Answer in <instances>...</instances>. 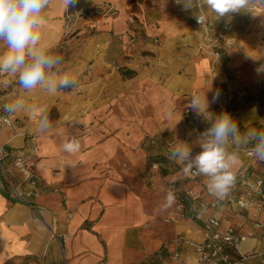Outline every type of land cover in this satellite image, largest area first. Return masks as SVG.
Instances as JSON below:
<instances>
[{"label":"crops","instance_id":"crops-1","mask_svg":"<svg viewBox=\"0 0 264 264\" xmlns=\"http://www.w3.org/2000/svg\"><path fill=\"white\" fill-rule=\"evenodd\" d=\"M198 1L192 0L191 8L177 0L90 1L102 8L113 3L117 13L96 24L82 20L81 26L86 27L80 32L85 35L75 64L83 81L98 84L91 90L84 88L87 96H96L95 104H88L86 115L80 118L84 128H89L87 133L78 138L65 135L52 141L43 136L36 140L14 131L12 122L0 127V146L10 153L7 177L0 171V264H157L158 259L151 255L157 250H161L164 264H181L171 257L175 251L186 255L192 264H199L188 243L203 237L199 222L189 215H175V201L168 207L163 197L154 198L151 193L160 185L144 186L143 192L151 194L144 196L140 181L133 180L132 184L122 172L107 166L110 155L120 149L122 123L115 107L110 109L103 103L106 94L111 99L120 95L124 78L132 86L136 102L133 111L150 114L144 127L161 136L165 157L169 159V144L175 149L186 146L191 154H198L202 151L200 133L221 113L231 111L241 134L230 136L224 145L228 153L238 155L233 170H247L253 178H264V160L246 153L257 140L249 138L241 143V136L250 130L264 132V97L257 86L264 78V72H257L264 66V2L256 0V8L218 17L204 0ZM65 10L61 0H52L41 13L45 23L36 29L41 42L51 43L53 48L64 42ZM200 12L211 22L207 28L195 22ZM219 27L224 28L232 44H221V56L215 58L210 52L200 51L198 44L205 37L211 38ZM0 52H7L3 42ZM121 69L132 70L133 75L123 77ZM225 83L234 89L231 100L220 96ZM216 95L218 99L212 102ZM194 96L208 100L199 114L191 107ZM185 107L198 115L196 126L185 122ZM206 110L210 112L206 114ZM106 112L110 114L105 121L99 114ZM137 118L133 123H139ZM108 128L112 129L111 136L105 135ZM73 140L80 143L75 154L63 149ZM15 154L36 163L43 188L39 195L32 196L31 206L12 193L9 182L17 184L22 178L21 172L10 165ZM139 160L147 162V158ZM171 160L176 170L164 177L171 179L162 187L164 198L170 191L169 183L210 198L183 172L184 164ZM141 173L154 178L155 183L160 181L154 172ZM154 200L159 202L155 208ZM209 215L220 218L222 225H233L250 235L241 244L243 253L264 250V226L256 225L257 221L264 222V209L241 211L235 202L223 203L205 210L203 216ZM262 263L264 255H251L240 264Z\"/></svg>","mask_w":264,"mask_h":264},{"label":"rangeland","instance_id":"rangeland-1","mask_svg":"<svg viewBox=\"0 0 264 264\" xmlns=\"http://www.w3.org/2000/svg\"><path fill=\"white\" fill-rule=\"evenodd\" d=\"M259 2L262 3L264 0H259ZM87 9L86 12L90 15L89 18L77 19L72 28L68 32L67 29L64 32V42L52 49L53 53L59 57V63L46 70L48 78L54 81H58L64 76L69 77L73 73L75 76L69 78L75 80V86L58 88L55 93H49L46 85L37 86L33 90H25L20 87L16 75L0 72V113L9 114L11 122L14 124L12 129L24 133L26 138L34 137L38 140V138L44 136L46 140L52 141L55 139L62 140L65 135L78 138L84 136L89 129L88 127L84 128L85 126L80 118L86 115L88 104H95L96 96H87L84 88L89 87V90H91L96 88L98 84L95 81H83L81 79V71L78 70L75 64L77 60L75 59L80 57V40L82 35H85L84 32H80L81 29L86 27L81 26L82 20L96 24L106 16H103L100 12L103 9L102 6L98 7L90 3ZM2 55L3 52H0V56ZM121 72L124 73L125 70L121 69ZM132 75L133 73L131 75L125 73L123 77ZM132 91L129 80L124 78L121 84V93L116 96V99H111L107 94L105 96L106 102L103 104L109 105L110 109L114 106L115 114L119 116L122 123L119 130L121 134L120 149L117 152L115 151L114 156L110 155L109 165L107 166L116 172H122V175H126L125 178L132 184L134 183L133 180L140 181L142 192L145 190L144 186L150 188L153 183L154 185H160L151 194L154 198L160 199V197H163V200H166L162 187L171 179L164 177L168 172L176 170L175 164L161 153L162 148L159 143L161 136L153 134L150 129L144 127V120L149 119L150 114L144 115L133 111L136 102ZM16 102H20L22 105L19 110L13 113L5 110L6 105H12ZM109 114L110 112H106L99 115H102L106 121V116ZM45 115L48 122L43 124V116ZM136 116L139 117L137 118L139 123H136V121L133 123ZM95 120H97L96 114L94 116ZM104 132L105 135L111 136L112 129L108 128ZM115 132H118V130ZM141 158H147V162L139 160ZM7 172L9 171L7 170ZM141 172H154L159 176L160 181L155 183L154 178H146ZM135 174L138 176H134ZM138 177L139 179H136ZM142 194L144 196L151 195L146 192ZM155 200L153 208L159 205V202ZM171 213L170 211L168 217Z\"/></svg>","mask_w":264,"mask_h":264},{"label":"clouds","instance_id":"clouds-1","mask_svg":"<svg viewBox=\"0 0 264 264\" xmlns=\"http://www.w3.org/2000/svg\"><path fill=\"white\" fill-rule=\"evenodd\" d=\"M52 0H0V42L7 46V52L0 56V72L11 73L18 77L20 87L33 90L40 85H46L49 93H55L58 88L75 86V80L64 76L58 81L48 78L46 70L59 63V57L52 51L53 45L41 42V35L36 29L45 23L41 13L49 7ZM67 9L74 6L76 0H61ZM253 0H204L207 8L218 17L230 12L248 8ZM185 8L193 7L192 0H177ZM199 23L204 22L203 16L197 17ZM264 72V66L257 69ZM218 95L213 97L216 102ZM208 100L199 96L192 97L191 107L199 114L207 107ZM22 107L20 102L6 105L5 110L13 113ZM47 116H43L46 124ZM240 134V128L233 117L221 113L215 122L204 132L200 133V151L194 157L186 146H180L169 154V159L177 162H186L184 173L193 169L196 174L208 178V192L217 199H224L230 194L236 182L234 166L237 164V153H228L224 147L229 137L235 138ZM249 138L257 140L256 146L251 150L252 155L264 160V132L248 131L241 136V143H247ZM63 149L75 154L80 150L77 140L65 143ZM175 201L174 193L170 190L166 196V205L169 207Z\"/></svg>","mask_w":264,"mask_h":264},{"label":"built area","instance_id":"built-area-1","mask_svg":"<svg viewBox=\"0 0 264 264\" xmlns=\"http://www.w3.org/2000/svg\"><path fill=\"white\" fill-rule=\"evenodd\" d=\"M248 7L251 9L256 8L257 2L253 1ZM100 12L103 16H109L115 15L117 10L114 7V4L110 3L109 5H105ZM89 16L90 15L82 9L71 11L68 7L64 14V32H66V29L68 32L77 19L89 18ZM198 16L204 17V22L202 24L198 22ZM198 16L195 19L198 26L207 28L211 25L210 20L203 12H200ZM223 43L231 45L232 39L226 35L224 28L219 27L216 28L215 33L211 38L205 37V39L200 41L198 49L200 51L210 52L215 58H219L222 53L219 46ZM257 86L262 92V97H264V78L257 83ZM233 95L234 89L230 83H225L220 92V96L226 100H231ZM183 112L185 122L188 125L196 126L198 124V115L191 111L189 107H185ZM205 112L208 114L210 111L206 110ZM226 112L232 116L231 111ZM4 124H11V118L9 114L0 113V127ZM168 149L173 151L175 148L172 144H169ZM252 149L253 148H247L246 153L252 155ZM9 156L10 153L0 146V171L6 177L8 165L6 159ZM192 156L194 157L195 155L192 154ZM181 163L185 164L186 162ZM10 165L22 174V178L17 184L9 182L14 197L18 201L31 206L32 196L39 195L43 188L36 171L35 161L24 155L15 154L10 160ZM187 174L192 182L202 186L204 192L210 196V198H204L199 192L192 188L180 189L174 183H169V189L174 193L176 202L173 213L179 216L189 215L200 224L203 237L199 240L188 241L195 250V260L199 264H240L248 256L264 255V250L259 252L251 251L249 253L242 252L241 244L250 236L248 233L241 232L233 225H222L220 218L217 216H203L205 210L209 208H218L223 203L233 202L236 203L238 209L241 211L250 209L261 211L264 209V178H253L247 170L237 171L235 172L236 182L232 187L230 194L224 199H217L208 192L207 184L209 180L207 177L196 174L194 169ZM239 189H242V191L236 192ZM38 210L41 211L40 208H38ZM256 225L259 227L264 226V222L257 221ZM151 255L158 259L159 263L157 264H164L165 261L163 260L161 250H157ZM149 257L150 255H147L145 258L148 259ZM171 257L173 260L178 261L181 264H192L188 257L179 251L173 252ZM146 264L150 263L146 262Z\"/></svg>","mask_w":264,"mask_h":264},{"label":"trees","instance_id":"trees-1","mask_svg":"<svg viewBox=\"0 0 264 264\" xmlns=\"http://www.w3.org/2000/svg\"><path fill=\"white\" fill-rule=\"evenodd\" d=\"M90 1L91 0H76V3H75V5L74 6H69V9L71 10V11H75V10H79V9H82V10H84V11H87L88 9V7H89V5H90ZM132 74L133 73V71L132 70H126L125 72H124V74Z\"/></svg>","mask_w":264,"mask_h":264}]
</instances>
